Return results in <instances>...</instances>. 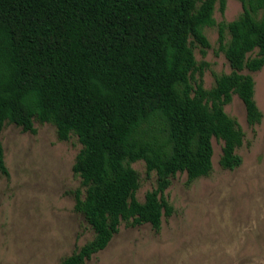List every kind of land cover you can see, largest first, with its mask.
I'll return each instance as SVG.
<instances>
[{"label": "trees", "instance_id": "obj_1", "mask_svg": "<svg viewBox=\"0 0 264 264\" xmlns=\"http://www.w3.org/2000/svg\"><path fill=\"white\" fill-rule=\"evenodd\" d=\"M242 13L217 23L227 0H0V171L9 177L1 134L8 122L37 133L51 123L59 140L76 134L81 148L69 193L93 237L60 264H84L105 249L122 224L160 231L174 205L172 178L187 185L214 169L213 138L223 141L220 164L235 169L246 133L225 109L237 94L247 121L261 123L251 72L264 67V0H241ZM219 26L220 50L231 71L207 88L206 27ZM157 179L142 201L133 163Z\"/></svg>", "mask_w": 264, "mask_h": 264}, {"label": "rangeland", "instance_id": "obj_2", "mask_svg": "<svg viewBox=\"0 0 264 264\" xmlns=\"http://www.w3.org/2000/svg\"><path fill=\"white\" fill-rule=\"evenodd\" d=\"M241 0H227L224 13L216 4L217 23L237 18ZM211 43L206 54L194 46L199 62L208 67L204 85L231 71L220 50L219 26L206 27ZM255 98L261 123L247 121L243 100L234 94L226 111L238 119L246 136L237 149L243 162L235 169L220 164L223 141L213 138V172L187 185L178 173L166 195L174 205L160 231L151 224H122L109 245L84 264H264V67L255 72ZM37 133L8 122L1 134L10 176L0 171V264H60L63 257L90 240L94 231L75 210L69 193L81 186L73 164L81 143L76 134L61 141L51 123L35 121ZM141 176L140 200L155 185L146 163H133Z\"/></svg>", "mask_w": 264, "mask_h": 264}]
</instances>
